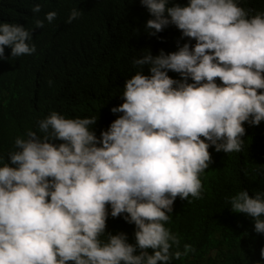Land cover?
<instances>
[{"label": "clouds", "instance_id": "1", "mask_svg": "<svg viewBox=\"0 0 264 264\" xmlns=\"http://www.w3.org/2000/svg\"><path fill=\"white\" fill-rule=\"evenodd\" d=\"M169 2L141 0L152 16L146 30L156 35L175 25L195 44L134 59L141 71L125 81L124 102L111 108L122 115L100 137L92 128L97 117L52 111L38 131L15 139L0 166V264H172L195 252L188 243L180 250L166 222L177 197H202L209 148L240 152L244 122L264 121V11L253 15L238 0ZM81 14L73 8L67 22ZM56 17L51 11L45 18ZM43 26L35 20L34 28ZM34 28L0 23V59H7L5 46L12 57L35 53ZM229 203L264 233V191L240 190ZM122 214L135 225V244L124 232L106 231L109 215Z\"/></svg>", "mask_w": 264, "mask_h": 264}, {"label": "trees", "instance_id": "2", "mask_svg": "<svg viewBox=\"0 0 264 264\" xmlns=\"http://www.w3.org/2000/svg\"><path fill=\"white\" fill-rule=\"evenodd\" d=\"M188 2L170 0L169 6ZM238 2L253 15L264 11V0ZM37 3L42 8L34 13ZM75 7L82 14L68 23ZM51 11L57 17L49 23L45 17ZM151 18L141 0H0V23H20L32 29L36 19L44 20L43 28L32 32L35 53L12 57L11 47L5 46L7 59H0V166L15 150V139L29 129L38 131V121L52 111L66 118L97 117L92 128L100 137L122 115L111 108L124 102L125 81L141 71L134 59L145 50L158 55L161 49L171 53L178 51V45L195 44L175 25L150 35L146 22ZM143 73L150 74L149 66H143ZM169 75L181 79L174 71ZM244 127L242 151L209 148L212 163L200 177L202 197L174 201L166 227L179 236L181 251L188 243L195 252L172 264H264L260 254L264 233L255 231L253 217L234 212L229 203L240 190H248L250 196L264 191V121L259 125L244 122ZM106 231L124 232L129 243H136L135 225L125 221L123 214L109 215ZM172 250H177L175 245ZM153 251L148 249L150 254Z\"/></svg>", "mask_w": 264, "mask_h": 264}]
</instances>
